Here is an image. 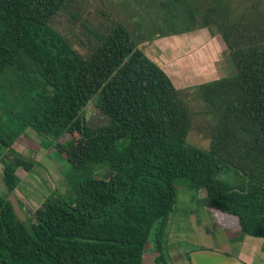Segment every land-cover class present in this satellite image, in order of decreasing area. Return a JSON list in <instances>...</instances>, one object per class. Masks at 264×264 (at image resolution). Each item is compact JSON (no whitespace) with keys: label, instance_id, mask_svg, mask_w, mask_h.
I'll use <instances>...</instances> for the list:
<instances>
[{"label":"trees","instance_id":"16d2710c","mask_svg":"<svg viewBox=\"0 0 264 264\" xmlns=\"http://www.w3.org/2000/svg\"><path fill=\"white\" fill-rule=\"evenodd\" d=\"M72 2L0 0L2 185L9 195L17 169L35 165L12 147L27 128L40 144L77 137L53 147L74 171L107 164L112 173L74 182L72 197L52 191L31 232L0 193V264H143L149 242L154 264H170L164 241L177 179L202 194L213 227L233 221L264 240V20L225 19V0L203 9L232 72L193 87L208 120L202 150L188 142L194 113L182 90L122 23L82 24L84 53L53 27ZM93 98L107 121L91 128L82 112Z\"/></svg>","mask_w":264,"mask_h":264},{"label":"rangeland","instance_id":"374dc122","mask_svg":"<svg viewBox=\"0 0 264 264\" xmlns=\"http://www.w3.org/2000/svg\"><path fill=\"white\" fill-rule=\"evenodd\" d=\"M208 1L210 0H73L53 19L52 25L71 41L76 50L84 53L89 33L82 24L90 29H100L111 20L122 23L131 33L136 45L165 73L167 71L166 74L174 85L182 90L186 103L194 113L188 142L199 149L207 150L208 120L202 113L203 106L194 96L193 89L203 82L228 76L232 72L228 51L223 43L220 48V44L215 40L217 26L206 24L202 19L203 9ZM225 2L227 20L242 22L264 20V0H225ZM72 14L76 15V20L71 19ZM192 17L194 19H191ZM201 40L204 42L199 45L198 42ZM95 99L93 98L82 112L83 120L91 128L103 126L107 121V118L96 109ZM28 133L33 134L30 130L27 131V135ZM72 139L77 137L62 134L54 145L50 139H45L40 144L39 137L33 139V144H24L29 149H25L24 153L20 154L37 163L38 170L43 171L45 167L47 172H43H46L47 179L30 173L24 174L26 172L19 169L20 189L22 187L27 189L31 179L34 181L36 179L41 183L39 185L46 196L51 190H57L62 195L72 197L71 184L74 182L86 178L110 177L112 171L107 164H90L86 168L74 171L66 162L56 157L54 154L56 149L53 147L57 146V143L68 144ZM1 173L0 193L6 196L17 218L31 232L35 207L29 205V201L25 199L20 200L16 192L8 195L2 185ZM240 181L238 178V182ZM174 185L176 200L168 219L164 241L167 252L168 250L179 252L182 246L192 249L194 247L190 244L194 242L203 244L204 242L200 240L204 241V237L208 240L209 230L214 233L213 243L227 240L222 229L216 230L211 224L209 227L211 219L208 211L204 210L202 194L195 193L186 179H177ZM19 194L21 195V192ZM150 244L152 243L149 242L146 246L143 264H152L153 256L150 252L153 251Z\"/></svg>","mask_w":264,"mask_h":264},{"label":"crops","instance_id":"0c3cea01","mask_svg":"<svg viewBox=\"0 0 264 264\" xmlns=\"http://www.w3.org/2000/svg\"><path fill=\"white\" fill-rule=\"evenodd\" d=\"M215 40H217L221 48L222 42L219 36H216ZM203 42L204 40H201L198 42V44L201 45ZM29 130L30 132H33L31 129L27 128L24 133L19 136L18 139L14 142L12 147L16 152L24 153L25 149H29L24 144H33V139L38 137L35 132H33V134L28 133L27 135V131L29 132ZM36 165L38 164L35 163L32 169L24 174L30 173L32 175H36V177L43 176V179L44 177H46L47 179L46 168L44 167L45 170L43 169V171L46 172H43L41 169L38 170ZM18 171L19 169H17L16 174L19 178V183L16 186L15 190L10 193V195L16 192V194L19 195L20 200L25 199L26 201H29V205L35 207L36 210L43 203V201L47 197V194L43 193L41 185H39L41 183L36 179L35 181L31 179V182L29 183V186H27V189H23V187L20 189L21 180L18 175ZM0 172H2L1 161ZM19 192H21V195L19 194ZM32 204H35V206H33ZM210 224L213 226V223L211 221H209V227ZM219 228L225 232L227 240H223L221 242L216 241L215 243H213L212 235L214 233L209 230V234H207V236L209 235L208 240H210L211 243L204 237V241L200 240L201 242H204L203 244H197L196 242H194V244H190L191 247H194L192 249H186L182 246V250H179V252L168 250L167 257L170 264H193L191 262L189 254H194L196 256V261L199 262V264H264V241L262 238H256L241 234L236 223L234 224L233 221H230V223L228 222V224H221L219 221L215 222V229L218 230ZM150 254L153 256L151 257V260L152 264H154L156 253L150 252ZM219 256H226L232 258L233 260H228L225 257L224 259Z\"/></svg>","mask_w":264,"mask_h":264},{"label":"water","instance_id":"95a60500","mask_svg":"<svg viewBox=\"0 0 264 264\" xmlns=\"http://www.w3.org/2000/svg\"><path fill=\"white\" fill-rule=\"evenodd\" d=\"M216 256H218V255H216ZM190 259H191V262L193 263V264H199V262H197L196 261V256L194 255V254H190ZM219 257H222V256H219ZM226 259H228V260H233L232 258H229V257H226V256H224ZM224 257H222V258H224ZM224 258V259H225Z\"/></svg>","mask_w":264,"mask_h":264}]
</instances>
